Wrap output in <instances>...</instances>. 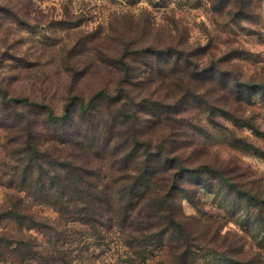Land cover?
<instances>
[{
    "label": "trees",
    "instance_id": "trees-1",
    "mask_svg": "<svg viewBox=\"0 0 264 264\" xmlns=\"http://www.w3.org/2000/svg\"><path fill=\"white\" fill-rule=\"evenodd\" d=\"M210 2L228 18L238 8L237 0ZM246 3L242 19L253 8ZM173 49L140 46L119 55L114 91L87 99L72 92L61 114L0 83V264H99L96 249L102 255L112 244L117 264H193L196 253L218 250L214 244L226 238L220 227L186 215L177 192L188 178L223 179L221 173L206 163L193 166L169 140L184 121L186 78H203L207 69ZM175 79L182 82L178 92L172 85V94L153 89ZM37 206L53 208L56 219L35 212Z\"/></svg>",
    "mask_w": 264,
    "mask_h": 264
},
{
    "label": "rangeland",
    "instance_id": "rangeland-1",
    "mask_svg": "<svg viewBox=\"0 0 264 264\" xmlns=\"http://www.w3.org/2000/svg\"><path fill=\"white\" fill-rule=\"evenodd\" d=\"M252 1L242 19L247 0H237L231 18L210 0H0V83L57 114L72 92L87 99L105 88L114 91V59L140 46L183 50L207 69L203 78H186L184 121L169 139L193 166L206 163L223 178H188L177 192L186 215L220 227L226 237L214 244L216 252L192 256L193 264H264V0ZM180 83L169 80L153 89L167 94L172 85L178 92ZM194 96L209 100L214 110ZM4 195L0 188V203ZM34 211L57 217L48 206ZM5 228L17 230L15 224ZM115 248L102 255L96 249L98 263L117 264Z\"/></svg>",
    "mask_w": 264,
    "mask_h": 264
}]
</instances>
